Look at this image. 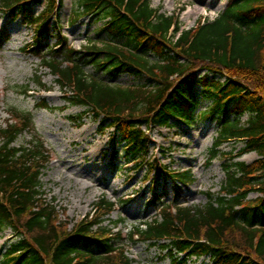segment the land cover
I'll return each mask as SVG.
<instances>
[{
  "label": "trees",
  "instance_id": "16d2710c",
  "mask_svg": "<svg viewBox=\"0 0 264 264\" xmlns=\"http://www.w3.org/2000/svg\"><path fill=\"white\" fill-rule=\"evenodd\" d=\"M42 1L0 0V13L22 15L34 28L32 52L60 88L69 90L67 101L100 118L102 131L114 128L113 158L153 173V183L174 184L175 200L162 202L156 218L135 226L130 242L166 250L170 264L203 256L211 264H264V0H227L215 19L190 29L151 0H77L72 23L83 17L103 21L96 32L102 40L89 39L80 49L58 32V47L45 43L59 26L52 21L60 22L64 0H47L35 14L31 6ZM8 38L4 29L0 44ZM123 73L146 81L122 86L100 76ZM200 95L211 104L199 111ZM38 106L48 108L44 102ZM15 118L0 129V230L11 229L15 237L0 264H134L121 233L102 224L114 202L102 198L99 212L72 228L57 223L56 207L44 198L41 176L49 160L44 141L33 136L16 145L33 126L34 114L22 111ZM206 120L218 127L208 162L223 157L225 178L220 192H207L205 204L184 205L179 199L195 174L152 158L151 131ZM231 141L242 146L221 149ZM251 152L255 160L241 159ZM252 192L257 196L250 197ZM160 199L155 193L150 204Z\"/></svg>",
  "mask_w": 264,
  "mask_h": 264
},
{
  "label": "rangeland",
  "instance_id": "374dc122",
  "mask_svg": "<svg viewBox=\"0 0 264 264\" xmlns=\"http://www.w3.org/2000/svg\"><path fill=\"white\" fill-rule=\"evenodd\" d=\"M46 3L47 0H43L42 4H33L32 11L39 14ZM151 4L166 15L178 14L181 28L190 29L200 21L215 19L225 8L227 0H151ZM76 6L77 0H64L60 28L53 27L52 35L45 40L47 45L56 43L57 32L68 37L71 46L77 49L86 45L89 39L102 40V35L96 32L103 21L83 17L72 23ZM52 22L55 25L57 21L54 19ZM4 27L10 39L0 44V129L15 122V115L22 111L33 112L34 126L18 137L16 145L28 142L33 136L43 139L49 155L41 176L44 198L56 207L57 223L72 228L80 220L96 215L99 212L96 204L105 198L115 202L116 206L110 214L102 216V224L121 233V244L135 259L134 264H170L166 250L144 242L132 243L129 234L145 220L156 218L158 206L163 201L174 200L172 183H152L153 173L126 163L124 157L112 158L114 128L107 127L102 131L100 118L85 111V106L67 101L69 90L60 88L56 76L29 48L34 30L24 22L22 15L11 18L0 13V30ZM86 69L89 74L94 73L91 66ZM100 76L106 82L122 86L141 85L146 81L145 77L127 73L115 77ZM42 102L48 108L38 106ZM210 104L211 100L199 96V111ZM247 118L245 114L243 120ZM217 131L213 120L197 122L191 127L181 124L171 128L155 127L151 131L152 158L157 156L160 162L173 169L192 168L194 171L196 180L180 197L182 204H205L207 192L221 190L225 178L222 169L224 158L208 162L209 149ZM241 146V142L231 141L224 143L221 149L230 151L236 147L237 151ZM121 149L122 145H119L118 150ZM257 157V153L251 152L241 159L251 162ZM154 193L161 194L162 199L151 205L149 200ZM256 196V192L250 195ZM14 238L11 229L0 230V260ZM189 263L211 264V261L209 256H203L193 257Z\"/></svg>",
  "mask_w": 264,
  "mask_h": 264
}]
</instances>
